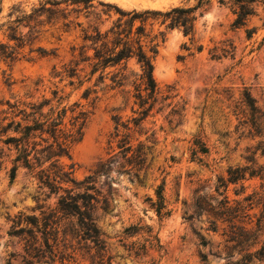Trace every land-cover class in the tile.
Here are the masks:
<instances>
[{
    "label": "rangeland",
    "instance_id": "374dc122",
    "mask_svg": "<svg viewBox=\"0 0 264 264\" xmlns=\"http://www.w3.org/2000/svg\"><path fill=\"white\" fill-rule=\"evenodd\" d=\"M196 4L0 0V41L7 42L10 26L18 25L21 36L17 58L0 63V264L99 261L97 247L82 238L74 220L56 215L57 230L48 236L54 258L42 235L25 222V217L40 219L42 212L56 210L59 195L37 182L36 171L31 174L21 160L15 161L21 141L16 148L5 140L21 138V110L28 114L44 101H49L44 112L66 107L83 122L71 161L61 162L73 165L77 182L92 177L104 201L92 211L104 264H264V4L252 5L253 15L242 27L233 25L231 0H209L198 9L191 35L153 25L155 102L139 128L129 124L128 152L119 148L114 127L115 121L127 124L138 118L133 82L139 67L131 59L90 75L91 62L84 61L93 56L85 37L94 28L107 31L119 17L116 9L165 12ZM124 65L127 80L118 86L115 77ZM246 92L254 101L252 112ZM245 167L259 175L226 183L229 169ZM160 186L159 207L155 192ZM226 203L238 211L234 228L244 243L229 239L232 224L223 222L221 211ZM28 230L43 252L37 253L40 257L26 251Z\"/></svg>",
    "mask_w": 264,
    "mask_h": 264
},
{
    "label": "trees",
    "instance_id": "16d2710c",
    "mask_svg": "<svg viewBox=\"0 0 264 264\" xmlns=\"http://www.w3.org/2000/svg\"><path fill=\"white\" fill-rule=\"evenodd\" d=\"M87 4L93 0H77ZM209 0H197V4L192 7H175L168 11H122L116 9L118 18L112 26L101 33L98 29H93V34L86 36L85 40L90 42V49L93 51V56L84 60L91 62V72L93 75L97 71L103 73L106 69L117 67L126 61L133 59L139 67V75L134 80L135 86L134 95L137 110L133 111L138 118H133L127 124H119L115 120L114 138L120 137L118 141L119 148H125V151H131L129 143L130 131H132L129 124L133 127L139 128L141 123L148 117L153 103L155 102L156 83L153 77V61L157 54V44L155 43L156 36L151 37L152 27L158 24L160 27H165L167 30L179 29L183 35H191L194 30V23L196 21L195 12L200 9ZM235 9V20L233 25L235 27H242L248 17L253 15L252 5L255 3L264 4V0H231ZM50 3V1H48ZM59 5L56 2L50 3ZM20 20V18L18 19ZM17 23V22H14ZM18 25L8 27L10 35L6 36L7 42L0 41V63L13 62L20 54L21 36H17ZM150 28V30H149ZM162 34V33H161ZM160 34V35H161ZM14 41L15 44L10 46L8 42ZM123 66L121 73L115 77V84L121 86L127 78L123 75L125 71ZM88 90L85 92L87 96ZM245 104L252 111H254V101L246 92ZM49 106V101H44L41 104L30 107L31 112L26 113L21 110V138L8 137L5 144L15 143L16 148L20 144L21 148L18 150L19 155L15 159L16 162L21 160V166L29 173L36 171L34 178L44 188H46L52 195H59L57 201V209L51 210L48 213H41L40 219L35 216L25 217V222L36 229L43 238V244L46 245L48 254L51 258L55 257L54 248L48 243L51 233L57 230L58 218L56 215L61 214L62 217L69 218L74 227H77L78 233H81L84 240L93 242L97 247V255L99 261L97 264H104V250L103 241L100 238V233L92 220V211L95 210L100 203V192L95 187V182L92 177H87L82 182H77L73 178V165L62 164V159L71 161L70 149L73 144L80 141L82 136L83 122L80 123L79 115H74L73 109L66 107H49L46 112L43 108ZM71 115L68 116L67 113ZM18 126V125H17ZM122 135V136H120ZM140 149H143V144L138 143ZM142 162L145 161V154L140 153ZM136 158H139L135 156ZM134 158V157H133ZM253 162V159L250 160ZM250 170V171H249ZM16 167L11 168L10 180L14 179ZM228 179L226 183H236L245 179L246 176L256 177L258 172L246 168H235L227 171ZM71 185L72 187L64 188V186ZM77 190V191H75ZM62 193V194H61ZM159 207L162 206V188L158 187L155 192ZM249 200H253L249 196ZM262 199H256L260 202ZM104 202V201H101ZM256 204H259V203ZM224 205L221 207L222 214L225 220L232 224L230 232V241L244 243L241 235H237V228H234V221L236 213L231 207ZM160 213V208L156 210ZM219 217V216H218ZM235 230V232H234ZM213 231L216 228L213 227ZM242 232L249 234V231L242 229ZM24 233V229H21ZM27 253L33 254L35 257L41 249L36 246V237L32 230L27 232ZM101 252V253H100ZM41 254L38 257L41 256ZM250 254L246 256L250 260ZM247 262V260L245 259Z\"/></svg>",
    "mask_w": 264,
    "mask_h": 264
}]
</instances>
